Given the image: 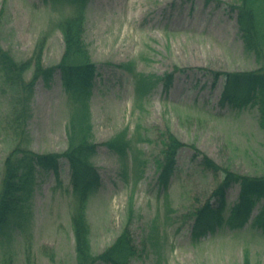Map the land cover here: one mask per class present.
I'll return each mask as SVG.
<instances>
[{"label": "rangeland", "instance_id": "1", "mask_svg": "<svg viewBox=\"0 0 264 264\" xmlns=\"http://www.w3.org/2000/svg\"><path fill=\"white\" fill-rule=\"evenodd\" d=\"M239 2L90 0L83 41L100 73L89 102L90 139L101 144L125 129L131 141L125 166L121 156L103 145L92 159L98 186L88 199L86 214L94 254L111 246L128 227L138 250L129 264H243L245 257L249 264H264V234L252 219L242 228L223 226L192 241L191 214L210 198L221 175L193 164L189 149L181 153L180 172L168 188L173 211H168L156 183L155 161L162 158L169 131L219 166L242 175L264 174V134L257 108L229 111L220 105L218 88L211 86L207 72L240 73L260 67L245 49L234 20L233 7ZM256 2L264 42V0ZM56 11L43 0H0L3 49L16 61L26 60L37 39L48 33L41 62L46 67L58 64L65 45L55 24L61 12L67 15L69 10ZM128 61L138 72L159 78L176 73L173 87L165 91L158 86L138 108L132 77L118 67ZM3 76L0 65V188L5 161L16 146L41 154H61L70 146L68 99L59 76L49 88L37 83L22 137L8 127L12 104ZM238 191L237 185L228 190V206L235 203ZM71 203L67 162L61 161L58 180L52 171H40L17 224L0 236V264L6 256L14 264H76ZM256 213L257 209L252 217Z\"/></svg>", "mask_w": 264, "mask_h": 264}, {"label": "trees", "instance_id": "2", "mask_svg": "<svg viewBox=\"0 0 264 264\" xmlns=\"http://www.w3.org/2000/svg\"><path fill=\"white\" fill-rule=\"evenodd\" d=\"M53 5L68 6L72 15L56 21L55 26L60 29L65 50L61 61L52 67H44L41 54L46 40L44 33L36 43L34 51L28 60L14 61L0 45V61L6 73V80L12 89V114L8 127L18 132V137L25 133L30 117V100L36 83L40 80L45 87H49L54 74L59 73L63 86L70 93V116L68 139L70 146L63 154H38L29 148L18 145L5 161V171L0 190V234L9 229L11 218L18 213L20 205L31 192L37 174L40 170H52L58 177L60 160L65 159L72 172L74 188L75 210L72 226L75 239L77 264H128V260L136 254L132 245L128 227L117 240L99 255L91 252L85 206L89 190L94 185L95 173L90 162L95 155L97 144L91 141L90 114L88 100L94 87L96 66L90 62L87 47L83 41L85 30L84 11L88 0H49ZM207 3L214 0H206ZM237 10V17L243 33L246 47L253 51L258 61L263 63L260 69L243 73H212L213 84L221 82V98L223 104L231 107H242L251 103L258 106L259 124L264 133V42L261 38L262 30L257 18L256 0H241ZM122 67L133 72L130 63ZM33 69L29 81L24 78L25 73ZM134 87L139 94L150 92L157 84H164L169 89L174 75L157 77L153 75L133 74ZM163 159L157 160L160 173L158 185L167 187L177 170V157L186 146L182 144L170 131L166 133ZM105 145L120 156L125 155L128 141L125 134L112 139ZM193 160L199 157L200 165L215 174L222 173L223 179L213 192L211 200L197 210L194 216L192 235L198 238L215 226L226 224L230 228H240L248 220L255 205L261 201L259 213L254 224L264 233V174L262 176H248L234 173L220 168L200 151L193 149ZM238 184L240 187L238 202L231 208L227 216L225 212V194L229 187ZM247 256V255H246ZM2 264H14L12 259L5 257ZM243 264H249L247 257Z\"/></svg>", "mask_w": 264, "mask_h": 264}]
</instances>
